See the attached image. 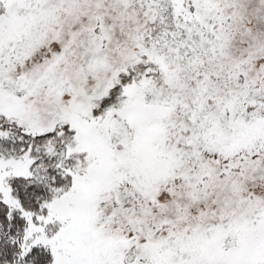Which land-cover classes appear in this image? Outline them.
Instances as JSON below:
<instances>
[{
  "label": "snow or ice",
  "instance_id": "obj_1",
  "mask_svg": "<svg viewBox=\"0 0 264 264\" xmlns=\"http://www.w3.org/2000/svg\"><path fill=\"white\" fill-rule=\"evenodd\" d=\"M0 264H264V0H0Z\"/></svg>",
  "mask_w": 264,
  "mask_h": 264
}]
</instances>
